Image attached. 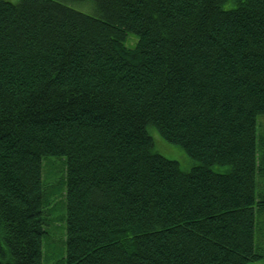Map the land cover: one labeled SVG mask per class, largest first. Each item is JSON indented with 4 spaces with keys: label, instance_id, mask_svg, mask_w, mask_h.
I'll use <instances>...</instances> for the list:
<instances>
[{
    "label": "trees",
    "instance_id": "obj_1",
    "mask_svg": "<svg viewBox=\"0 0 264 264\" xmlns=\"http://www.w3.org/2000/svg\"><path fill=\"white\" fill-rule=\"evenodd\" d=\"M259 114L264 0H0V264H42L45 156L60 264H264Z\"/></svg>",
    "mask_w": 264,
    "mask_h": 264
},
{
    "label": "rangeland",
    "instance_id": "obj_2",
    "mask_svg": "<svg viewBox=\"0 0 264 264\" xmlns=\"http://www.w3.org/2000/svg\"><path fill=\"white\" fill-rule=\"evenodd\" d=\"M81 8H88L87 4H82ZM136 37L128 34L123 39V43L127 48H133ZM258 153L264 157V114L256 116ZM149 133L154 139V148L168 158L178 159L180 149L177 144L166 142L156 131L150 128ZM264 165V164H263ZM64 174H65V158L63 156H45L42 160L41 178L45 184L55 185V192L51 195L56 207L52 213V224L48 227L47 233L42 237V264H60L62 247L65 245V218L61 217V211L64 212ZM48 188V187H47ZM256 196L260 199L264 198V177L259 173L256 177ZM64 207V208H63ZM264 208V207H263ZM257 224L254 234V246L260 253H264V214L263 212L256 216ZM59 250L61 252H59Z\"/></svg>",
    "mask_w": 264,
    "mask_h": 264
}]
</instances>
